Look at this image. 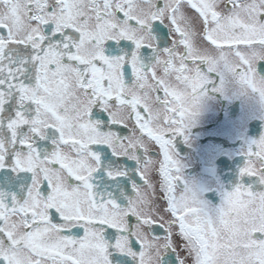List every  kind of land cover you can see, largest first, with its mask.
Returning <instances> with one entry per match:
<instances>
[{
	"label": "snow or ice",
	"instance_id": "obj_1",
	"mask_svg": "<svg viewBox=\"0 0 264 264\" xmlns=\"http://www.w3.org/2000/svg\"><path fill=\"white\" fill-rule=\"evenodd\" d=\"M209 92L264 105V0H0V264H264V135L183 176Z\"/></svg>",
	"mask_w": 264,
	"mask_h": 264
},
{
	"label": "flooded vegetation",
	"instance_id": "obj_2",
	"mask_svg": "<svg viewBox=\"0 0 264 264\" xmlns=\"http://www.w3.org/2000/svg\"><path fill=\"white\" fill-rule=\"evenodd\" d=\"M187 134V142L183 136L174 140L176 152L185 166V180L194 181L205 189L223 185L225 191H231L239 170L246 163L241 152L248 141L264 135V105L254 96L209 92ZM179 188L183 190V182ZM205 199L213 205L220 201L214 190L206 192Z\"/></svg>",
	"mask_w": 264,
	"mask_h": 264
}]
</instances>
